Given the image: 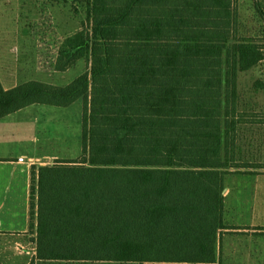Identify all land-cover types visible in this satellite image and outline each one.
I'll use <instances>...</instances> for the list:
<instances>
[{
  "label": "trees",
  "instance_id": "obj_1",
  "mask_svg": "<svg viewBox=\"0 0 264 264\" xmlns=\"http://www.w3.org/2000/svg\"><path fill=\"white\" fill-rule=\"evenodd\" d=\"M87 1L55 69L90 71L66 86L0 79V121L83 102L81 156L31 168V264L216 263L227 178L264 170L242 156V127L263 122L238 91L264 45L238 37L239 0Z\"/></svg>",
  "mask_w": 264,
  "mask_h": 264
},
{
  "label": "rangeland",
  "instance_id": "obj_2",
  "mask_svg": "<svg viewBox=\"0 0 264 264\" xmlns=\"http://www.w3.org/2000/svg\"><path fill=\"white\" fill-rule=\"evenodd\" d=\"M257 1L264 8V0H239L238 37L264 45V22L256 10ZM87 4V0H0V66L13 71L20 82L34 79L56 86H66L90 71L91 64L86 59L65 72L55 69L60 45L66 37L80 31L87 20ZM238 91L240 110L258 114L263 122L242 127V156L251 163L264 164V61L240 73ZM36 106L42 120L36 130L47 143L45 151L53 155L46 163L53 166L59 160L78 159L82 154L83 102L68 108ZM242 172L264 174V170ZM242 174L231 175L227 181L229 185L241 186L238 206L248 211L247 201L252 195L257 193L259 200L264 196V176L258 179L246 176L252 173ZM263 205H259L258 213H253L259 225L264 222ZM17 247L18 253L25 251L27 255L30 245Z\"/></svg>",
  "mask_w": 264,
  "mask_h": 264
},
{
  "label": "crops",
  "instance_id": "obj_3",
  "mask_svg": "<svg viewBox=\"0 0 264 264\" xmlns=\"http://www.w3.org/2000/svg\"><path fill=\"white\" fill-rule=\"evenodd\" d=\"M8 69L0 66V79L6 90L27 82H20L15 73ZM32 80L34 79L28 81ZM35 107L37 106H30L0 121V264H31L36 256L34 244L36 235L29 232L31 168L33 165L49 166L50 164L46 162L53 155L45 151L48 147L47 143L36 130L42 120ZM40 143H42L41 147H39ZM24 150L28 153H22ZM20 158H24V162H20ZM246 174L251 173L242 175ZM246 176L259 179L264 174ZM239 187L241 186L229 185L228 181L226 182L225 220L229 228L221 232L217 245L218 260L212 264H264V222L259 225L257 216H253V213H258L259 205L264 204V196L259 200L257 193L252 195L247 201L250 208L245 211L241 205L238 206V202L241 201ZM262 207L261 212H264V205ZM23 245H30L28 256L24 255L25 251L21 254L17 252L19 249L17 246L23 247ZM56 262L58 264L114 263ZM51 263L52 261L37 262V264Z\"/></svg>",
  "mask_w": 264,
  "mask_h": 264
},
{
  "label": "built area",
  "instance_id": "obj_4",
  "mask_svg": "<svg viewBox=\"0 0 264 264\" xmlns=\"http://www.w3.org/2000/svg\"><path fill=\"white\" fill-rule=\"evenodd\" d=\"M19 161H20V162H24V158H20Z\"/></svg>",
  "mask_w": 264,
  "mask_h": 264
}]
</instances>
